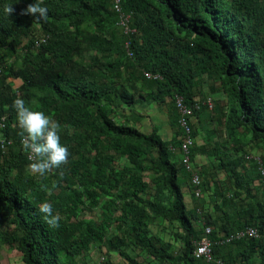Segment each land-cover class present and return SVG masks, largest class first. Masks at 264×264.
I'll return each instance as SVG.
<instances>
[{
  "label": "trees",
  "instance_id": "trees-1",
  "mask_svg": "<svg viewBox=\"0 0 264 264\" xmlns=\"http://www.w3.org/2000/svg\"><path fill=\"white\" fill-rule=\"evenodd\" d=\"M33 2L0 0V134L14 141L0 149L1 244L16 250L23 264H79L94 245L108 246L128 264H208L192 253L210 227L217 242L213 260L264 264V190L256 164L255 177L241 173L237 160L200 167L202 194L215 183L212 196L222 208L233 199L228 191L244 199L216 225L203 211L189 213L178 181L180 172L189 174L177 150L174 105L176 95L188 106L201 102L202 81H212L210 93L224 95L212 112L226 137L252 144L264 165V0H120L135 30L128 37L131 57L108 0H43V20L24 12ZM144 72L160 79L147 80ZM17 97L58 121L69 148L67 162L41 179L20 143L26 134L13 107ZM169 99L170 143L157 129L143 134L135 127V106H163ZM206 109L200 106L194 117ZM195 128L192 123L194 141ZM201 153L206 149L194 143L191 162ZM189 191L197 199L191 184ZM44 202L53 205L59 226L39 211ZM151 222L174 225L183 248L174 252L150 230ZM246 227L256 228L258 237L218 242L220 233ZM124 250L136 253L135 260Z\"/></svg>",
  "mask_w": 264,
  "mask_h": 264
},
{
  "label": "rangeland",
  "instance_id": "rangeland-1",
  "mask_svg": "<svg viewBox=\"0 0 264 264\" xmlns=\"http://www.w3.org/2000/svg\"><path fill=\"white\" fill-rule=\"evenodd\" d=\"M13 84L14 88H17L18 85H20L19 81L15 80H8ZM212 81L208 79H204L201 83V102L202 99L209 97V99L213 100L214 105H216V102H220V105L222 106L224 101V95H212L210 93V84ZM214 85H216L214 83ZM201 102H199V109L200 106H202ZM171 105V99L166 101V103L163 106H157V104L151 102H143L140 105L135 106L134 118H136L135 127L141 131L143 134H150L153 129H157V133L160 135V137L166 141L171 142L174 133V128L171 125L169 121V106ZM178 113V112H177ZM179 116V115H178ZM220 115L218 113H213L208 111L207 109L200 113L199 116L194 117L190 123H193V125H197L194 131V138L196 142L197 139H201V145L206 149V154L201 153L198 154L195 158L194 162L192 161V167L193 169L198 173L199 168L202 166L211 167L213 164H215L218 158L224 159L225 161L234 162L237 160L239 163L238 170L241 173L247 174L248 172L251 174V176L255 177V168L253 164L250 162H247L246 157L255 155H262V152L259 151L256 147H252V144L248 143L245 146L236 145L231 140H229L226 137L225 131L219 122ZM194 120H197V122H194ZM179 125V124H178ZM180 128V127H179ZM181 130V129H180ZM181 135V134H180ZM33 172V170L31 169ZM35 175L41 179V175L37 172H35ZM199 175V173H198ZM229 176V174H226ZM200 178V176H199ZM38 179V180H39ZM219 179L225 180L226 176H219ZM178 181L182 188V193L184 196V203L186 206V209L189 213H195L203 211L205 212L204 217L205 220H210L213 222V224H217L222 220L223 218V211H225L227 214L231 215V212L233 210V204H238V202H241L244 199V196H242L239 199L234 198V192L228 191V193H224L226 196H230V198L233 195V199L229 200L222 208L220 199L217 200L215 197L212 196V188H214L216 185L215 183H212L211 190L208 192L204 191L205 193L202 194L201 199L199 200L194 199L191 195V192L189 191V178L186 179L184 175L180 172L178 174ZM201 183V180H200ZM96 216L98 217V210H96ZM199 217V214L196 215ZM91 216L87 212H80V218L83 219H89ZM195 226L197 228L201 227L199 224V219L194 221ZM214 225V228L216 230V226ZM150 230L156 235L162 239L165 242H169L172 246V250L174 252H178L183 248V242L180 238H177L174 233L176 232V229L174 225L168 224L167 222H151L150 224ZM108 245V244H107ZM125 251V250H124ZM130 258L135 260L136 253L126 250L125 251ZM10 255L9 257L7 256ZM143 257V256H142ZM142 257H139L137 259L138 262H142ZM19 258V253L16 250H12L7 248V246L2 245L0 242V264H8V260L13 261L16 259L18 263L21 262ZM101 258H104L102 261ZM107 261H106V260ZM128 264L125 260H123L119 255L114 253L113 251H110L109 247L107 246H92L88 257L84 259V261H79V264ZM147 264H157L154 262H149V260H146Z\"/></svg>",
  "mask_w": 264,
  "mask_h": 264
},
{
  "label": "built area",
  "instance_id": "built-area-1",
  "mask_svg": "<svg viewBox=\"0 0 264 264\" xmlns=\"http://www.w3.org/2000/svg\"><path fill=\"white\" fill-rule=\"evenodd\" d=\"M112 6L113 11L117 15V25L122 30L123 34L126 36V40L124 41V48L126 50V54L128 57L132 56L130 51V39L128 38L131 34L134 33L130 27V15L124 12L121 8L120 0H108ZM144 77L147 80H155L160 79L158 75H151L148 72H144ZM174 105L178 112V124L181 129L180 135V145L179 149L181 155V164L184 170L189 174L190 184L193 188L195 198H199L201 195L200 191V178L198 173L193 169L191 156H190V149L194 144V139L192 136V127L190 121L193 119V115L195 111L199 110L198 103H194L191 106H188L184 103V100L181 96L176 95L174 97ZM202 106L206 107L209 111L213 109V102L211 99L207 98L201 104ZM2 128V126H0ZM25 137L20 138V143H24ZM14 141L10 138H4L2 134H0V149L5 150L6 147L12 145ZM28 160L32 163L36 157L34 154L30 152L27 153ZM247 162H251L256 164L257 171L259 174V183L264 190V165L261 163V159L256 156H248L246 157ZM212 229L210 227H206L204 229V235L201 239L194 244L193 250V257L198 260H202L205 263L210 264H223L220 260H213L212 258V246L216 245V241H212L209 238ZM258 237V231L254 227H246L244 229L238 230L236 232L230 233L228 235H220L218 241L220 244L222 243H230L234 240H240L243 238H256Z\"/></svg>",
  "mask_w": 264,
  "mask_h": 264
},
{
  "label": "clouds",
  "instance_id": "clouds-1",
  "mask_svg": "<svg viewBox=\"0 0 264 264\" xmlns=\"http://www.w3.org/2000/svg\"><path fill=\"white\" fill-rule=\"evenodd\" d=\"M5 11L10 14L13 11L12 4L7 5ZM24 12L36 20H43L48 16V7L43 3V0H35L24 9ZM13 107L16 109L18 124L23 133L26 134L23 147L25 151L37 157L30 164V168L34 172L44 175L48 170L59 168L66 163L69 157V148L61 143L60 123L45 111L29 106L22 97H17L13 101ZM39 211L44 214V218L49 225L59 226V217L53 214L51 203L44 202Z\"/></svg>",
  "mask_w": 264,
  "mask_h": 264
},
{
  "label": "crops",
  "instance_id": "crops-1",
  "mask_svg": "<svg viewBox=\"0 0 264 264\" xmlns=\"http://www.w3.org/2000/svg\"><path fill=\"white\" fill-rule=\"evenodd\" d=\"M19 86V85H18ZM205 111V110H204ZM200 115V114H199ZM198 115V116H199ZM197 117V116H196ZM195 122H197V120H194ZM195 127H197V125H195ZM198 141L196 142V140H195V143L197 144V145H201V139H197ZM252 164V163H251ZM255 185H257V184H255ZM258 186H259V181H258ZM200 187H201V184H200ZM200 191H201V188H200ZM194 193V192H193ZM202 196V191H201V195H200V197ZM197 199H199V198H197ZM231 214H232V212H231ZM1 233H2V231H0V241L2 240L1 239ZM223 233H220V235H222ZM10 249V248H9ZM7 256L9 257L10 255H8L7 254ZM19 258H20V260H21V255L19 254ZM18 258V259H19ZM9 262H8V264H23L22 263V261L20 262V263H18L17 261H16V259L15 260H13V261H10V260H8Z\"/></svg>",
  "mask_w": 264,
  "mask_h": 264
}]
</instances>
